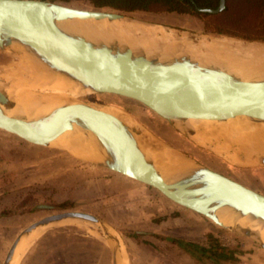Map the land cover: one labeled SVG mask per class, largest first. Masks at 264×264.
Returning <instances> with one entry per match:
<instances>
[{"label":"water","instance_id":"1","mask_svg":"<svg viewBox=\"0 0 264 264\" xmlns=\"http://www.w3.org/2000/svg\"><path fill=\"white\" fill-rule=\"evenodd\" d=\"M67 3L60 0H0V51L15 57L27 55L51 73L60 74L79 84L87 93L134 100L179 130L181 124H176L174 120L183 122L190 117L213 119L244 115L256 123L264 122V70L245 78L223 66L201 63L179 50L162 55L160 44L154 47V51L147 53L145 47L134 50L117 39L110 42L91 40L60 27L59 22L74 18H107L166 27L124 11L95 6L79 8ZM224 9L225 0H219L216 8L203 11L219 13ZM9 85L8 82L0 83V130L20 137L17 127L22 125L34 138L30 142L49 146L51 139L76 124L83 133L92 134L90 142L98 157L83 159L62 151L157 190L163 197L182 207L184 211H180L181 214L193 212L221 225L211 213L226 208L235 211L238 217L250 216L264 222L263 193L207 167L156 138L163 146L189 162L188 167L164 176L153 157L140 147L134 137L119 132L116 127L118 120L103 110L105 104L72 96L63 99L61 105L38 118L29 120L21 115L8 116L5 110L15 106L14 99L7 92ZM39 90L36 88V93ZM200 146L235 166L264 167V155H252L250 163L238 164L209 147ZM239 158L243 160L244 156L240 155ZM31 209L60 211L44 215L21 229L10 243L2 264H11L22 237L34 230H40L42 234L63 220L97 226L106 236L111 264H118L119 255L124 254L129 264V256L119 232L101 217L80 210H63L45 203L35 204ZM240 230L254 236L264 247L257 231L248 227Z\"/></svg>","mask_w":264,"mask_h":264},{"label":"rangeland","instance_id":"2","mask_svg":"<svg viewBox=\"0 0 264 264\" xmlns=\"http://www.w3.org/2000/svg\"><path fill=\"white\" fill-rule=\"evenodd\" d=\"M67 4L93 7L88 0H71ZM126 14L162 23L167 30H174L179 35L184 33L193 41L201 36H212L204 28L200 29L199 23L190 24L191 18L196 16L189 14L147 11ZM15 60V55L0 51L2 82H8L1 77L6 69L3 67ZM77 97L119 107L135 116L137 125L155 138L264 194V167H239L228 163L131 99L92 93H79ZM38 203L84 211L107 221L119 232L129 264H139L138 259L144 256L148 259L142 264H264V247L254 236L246 235L238 228L220 226L203 216L194 220L186 216L191 212L181 214L182 207L155 189L76 159L65 151L37 146L0 130V264L21 229L44 215L60 211L32 210L31 207ZM178 215L184 216V220L173 222L170 216ZM39 234L30 240L18 264H111L106 236L93 224L63 220ZM138 238L152 240L154 245L148 246ZM35 239H42V243L34 251L32 243ZM214 243L218 244V249L212 248ZM30 250L33 251L31 254Z\"/></svg>","mask_w":264,"mask_h":264},{"label":"bare ground","instance_id":"3","mask_svg":"<svg viewBox=\"0 0 264 264\" xmlns=\"http://www.w3.org/2000/svg\"><path fill=\"white\" fill-rule=\"evenodd\" d=\"M59 26L91 40L110 42L117 39L134 50L139 49L140 46L145 47L147 53L154 51V47L160 44L163 48L162 55L168 54L169 51L179 50L201 63L223 66L240 73L245 78L264 70V43L260 42L245 43L224 35L199 36L197 41H193L184 33L179 35L162 25H148L127 19L74 18L60 21ZM4 68L6 69L3 70L1 77L10 83L7 92L15 101L13 108L5 110L8 116L21 115L29 120L38 118L61 105L63 99L77 97L79 93H87V90L82 89L79 84L60 74L51 73L49 69L27 55H22L21 58L16 57L13 64ZM0 83H2L1 80ZM36 88L40 89V92L36 93ZM103 110L117 118L116 127L119 132L134 137L140 147L153 157L164 176L189 166L186 159L163 146L149 131L139 127L135 116L116 106H105ZM174 122L181 124L180 130L196 143L209 147L213 152L238 164L250 163L249 158L252 155H264L263 121L256 123L244 115L235 117L227 115L213 119L190 117L183 122H178L177 119ZM17 131L26 141H34L33 136L22 125L17 127ZM90 139H92L91 133H83L82 129L74 124L71 129L51 139L48 145L53 149L65 150L83 159L97 158L98 153ZM240 155L244 156L243 160L239 158ZM211 214L224 227L238 229L248 227L257 231L258 238L264 243V222L261 220L252 219L250 216L238 217L235 211L226 208H220ZM39 231L34 230L20 239L11 264H18L30 240L38 235ZM118 264H127L125 254L119 255Z\"/></svg>","mask_w":264,"mask_h":264},{"label":"trees","instance_id":"4","mask_svg":"<svg viewBox=\"0 0 264 264\" xmlns=\"http://www.w3.org/2000/svg\"><path fill=\"white\" fill-rule=\"evenodd\" d=\"M60 1L69 2L71 0ZM88 1L98 8H111L124 12L147 11L189 14L200 18L204 23L205 31L212 35L264 42V0H225V9L219 13L203 11L216 8L219 0ZM161 238L164 237L161 236ZM211 246L215 249L219 247L216 243L211 244Z\"/></svg>","mask_w":264,"mask_h":264},{"label":"crops","instance_id":"5","mask_svg":"<svg viewBox=\"0 0 264 264\" xmlns=\"http://www.w3.org/2000/svg\"><path fill=\"white\" fill-rule=\"evenodd\" d=\"M169 13V12H168ZM173 14H175V13H173ZM192 20L190 21V24H200V26H199V28L200 29H203L204 28V23L201 21V20H199L198 18H194V17H192L191 18ZM197 19V20H196ZM95 166H97V165H95ZM137 189V188H136ZM191 214V215H190ZM187 213V215L186 216H191L194 220L197 218V217H201V215H199V214H196V213H193V212H191V213ZM171 217V219H172V221L174 222V221H176V223L178 222V223H181L182 222V220H184L183 218H184V216H180V215H178V216H170ZM204 218V217H203ZM171 219H168V222H171ZM198 220V219H197ZM162 225H163V223H162ZM163 236V235H162ZM139 240H143V239H141V238H138ZM79 240L81 241L82 239L81 238H79ZM144 241V243H146L148 246L149 245H151V244H153L154 245V242L152 241V240H143ZM82 242V241H81ZM42 243V239L41 240H38V239H35V241H33V243H32V250H36L38 247H40V244ZM139 243H142V242H139ZM156 244V243H155ZM35 245V247H33ZM140 246H141V244H140ZM32 250H30V254H31V252H33ZM146 252H147V249L145 250ZM233 251V249L231 250V252ZM232 255L233 256H236L235 255V253H232ZM148 258H146L145 256L144 257H142V258H140V259H138V262H139V264H142V262L143 261H146Z\"/></svg>","mask_w":264,"mask_h":264},{"label":"flooded vegetation","instance_id":"6","mask_svg":"<svg viewBox=\"0 0 264 264\" xmlns=\"http://www.w3.org/2000/svg\"><path fill=\"white\" fill-rule=\"evenodd\" d=\"M151 234V233H150Z\"/></svg>","mask_w":264,"mask_h":264}]
</instances>
